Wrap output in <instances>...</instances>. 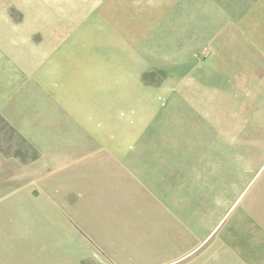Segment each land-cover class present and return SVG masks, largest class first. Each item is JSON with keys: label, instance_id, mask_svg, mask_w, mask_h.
<instances>
[{"label": "rangeland", "instance_id": "obj_1", "mask_svg": "<svg viewBox=\"0 0 264 264\" xmlns=\"http://www.w3.org/2000/svg\"><path fill=\"white\" fill-rule=\"evenodd\" d=\"M114 3L155 24L148 137L117 155L0 114V264H264V0H0V47L42 62L52 21Z\"/></svg>", "mask_w": 264, "mask_h": 264}, {"label": "crops", "instance_id": "obj_2", "mask_svg": "<svg viewBox=\"0 0 264 264\" xmlns=\"http://www.w3.org/2000/svg\"><path fill=\"white\" fill-rule=\"evenodd\" d=\"M86 11L77 21L51 22L49 53L42 62L34 56L26 66L25 56L11 50L14 45L0 47V114L10 121L16 117L26 137L41 130L51 139H73L90 137L93 130L98 138L124 140L115 141L112 154H123L129 145L134 151L139 139L148 137L145 124L148 129L154 123L159 96L141 77L148 69L141 47L155 24L140 18L145 12L122 3ZM37 25L35 32L47 27L41 21Z\"/></svg>", "mask_w": 264, "mask_h": 264}]
</instances>
